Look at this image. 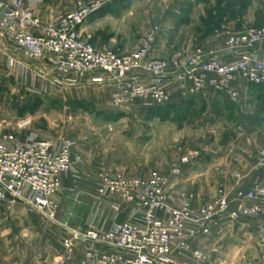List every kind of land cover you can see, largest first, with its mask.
I'll return each instance as SVG.
<instances>
[{
  "label": "built area",
  "instance_id": "1",
  "mask_svg": "<svg viewBox=\"0 0 264 264\" xmlns=\"http://www.w3.org/2000/svg\"><path fill=\"white\" fill-rule=\"evenodd\" d=\"M46 1L0 0V68L24 79L30 93L102 88L120 114L160 108L178 96L215 93L249 115L242 88L264 85V28L221 30L185 57L165 60L154 56L158 29L128 52L83 38L84 23L117 0H72L48 17ZM75 148L64 138L0 139V207L11 212L22 206L67 233L55 264H208L212 253L194 248L196 243L213 240L216 230L242 220H264V184L252 178L264 168V148L250 172L235 171L229 184L197 206L186 172L202 153L181 147L143 175L98 173L86 229L71 230L59 219L62 198L67 192L76 200L86 194L85 162ZM63 177L72 179L71 189L64 188Z\"/></svg>",
  "mask_w": 264,
  "mask_h": 264
},
{
  "label": "rangeland",
  "instance_id": "2",
  "mask_svg": "<svg viewBox=\"0 0 264 264\" xmlns=\"http://www.w3.org/2000/svg\"><path fill=\"white\" fill-rule=\"evenodd\" d=\"M250 28H264V0H117L90 17L80 32L97 47L109 45L128 52L158 29L154 56L166 60L185 57L218 31ZM27 89L20 76L0 72V139L16 135L76 143L75 153L83 157L87 172L82 185L86 194L78 200L68 192L64 195L59 219L71 230L86 229L92 201L89 192L100 172L143 175L162 166L178 148L200 150L201 158L186 175L189 182L208 176L205 189L189 186L195 198L205 195L203 202L216 187L230 183L235 171L247 172L256 162L246 153L251 133L242 114L215 93L178 96L155 110L120 114L109 106V92L102 88L85 87L59 95H39ZM258 102L262 113L264 97ZM235 158L243 161L237 163ZM222 160L225 164L218 166L222 169L218 175L227 179L219 184L217 170L211 167ZM66 234L22 206L11 212L0 207V264H55ZM260 249L253 248L241 264L259 263Z\"/></svg>",
  "mask_w": 264,
  "mask_h": 264
},
{
  "label": "crops",
  "instance_id": "3",
  "mask_svg": "<svg viewBox=\"0 0 264 264\" xmlns=\"http://www.w3.org/2000/svg\"><path fill=\"white\" fill-rule=\"evenodd\" d=\"M72 0H47L46 1V16H49L50 11L62 9L66 2H71ZM3 69V68H2ZM1 73L5 72L0 70ZM79 92V91H75ZM242 93L247 99L251 113L249 115H242L243 121H246L247 127L251 133L250 138L247 140L246 146L249 150L247 155L249 159H256L257 153L261 148H264V111L259 112V99L264 97V85L263 86H248L245 85L242 88ZM251 154V155H250ZM254 162V161H253ZM256 163V162H255ZM225 164V161L222 160L218 164H214L211 168L216 169V174L218 175L222 169L220 167ZM254 163H252L253 165ZM254 166V165H253ZM250 166L247 172H250L252 167ZM209 168V170H211ZM210 171H207L206 174H209ZM213 172V171H212ZM219 184H221L226 177L219 176ZM253 179L264 184V168L260 169L256 175L252 176ZM190 181V180H189ZM209 178L205 175V179H199L197 182L195 179L191 178V182H188V186L193 187L197 186L201 190L205 189V186L209 184ZM229 184L228 182H224ZM198 184V185H197ZM63 185L65 189H71L73 181L70 177H63ZM195 200V204L198 206L205 195L195 196L190 192ZM65 198H62L64 201ZM92 201L90 203V207ZM90 209V208H89ZM122 220L126 219L124 215ZM87 221V219H86ZM105 228H109L112 224V214L107 213L105 217ZM86 225V222L84 223ZM69 225V224H68ZM256 246L260 247L262 253L261 261L257 264L264 263V220L263 219H245L236 224L222 227L221 229L216 230L215 237L210 241H203L201 243H196L194 248L202 247L207 249L212 253V259L208 264H241V260L245 259V255L255 248ZM60 253V252H59ZM56 261V260H55ZM78 264V263H77Z\"/></svg>",
  "mask_w": 264,
  "mask_h": 264
},
{
  "label": "trees",
  "instance_id": "4",
  "mask_svg": "<svg viewBox=\"0 0 264 264\" xmlns=\"http://www.w3.org/2000/svg\"><path fill=\"white\" fill-rule=\"evenodd\" d=\"M103 10H105V9H103ZM103 10H102V11H103ZM102 11H101V12H102ZM99 13H100V12H99ZM259 87H260V86H259ZM232 106H233V105H232ZM151 110H155V109H151ZM151 110H150V111H151Z\"/></svg>",
  "mask_w": 264,
  "mask_h": 264
}]
</instances>
